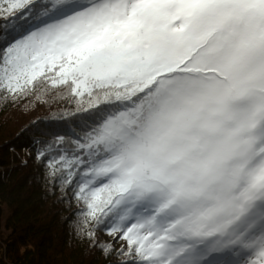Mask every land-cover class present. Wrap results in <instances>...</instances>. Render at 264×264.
<instances>
[{"label": "snow or ice", "instance_id": "1", "mask_svg": "<svg viewBox=\"0 0 264 264\" xmlns=\"http://www.w3.org/2000/svg\"><path fill=\"white\" fill-rule=\"evenodd\" d=\"M39 80L76 108L22 162L71 193L89 247L264 264V0H0V102Z\"/></svg>", "mask_w": 264, "mask_h": 264}, {"label": "trees", "instance_id": "2", "mask_svg": "<svg viewBox=\"0 0 264 264\" xmlns=\"http://www.w3.org/2000/svg\"><path fill=\"white\" fill-rule=\"evenodd\" d=\"M75 108L76 100L66 87L52 88L43 80L26 98L0 102V168H6L4 174L0 171V219L5 206L10 211L5 221L10 232L6 247L14 264H114V257L106 258L76 235L73 213L78 205L68 198L71 193L62 199L64 193L43 179L42 170L32 159L8 169L14 156L10 149L16 147L19 155L23 147L28 148L30 130ZM98 235L105 241L111 239L103 232Z\"/></svg>", "mask_w": 264, "mask_h": 264}, {"label": "rangeland", "instance_id": "3", "mask_svg": "<svg viewBox=\"0 0 264 264\" xmlns=\"http://www.w3.org/2000/svg\"><path fill=\"white\" fill-rule=\"evenodd\" d=\"M17 157H18V162L15 163L14 161ZM25 159H28L26 156V153L20 152V154L18 155V152H16L14 156L11 158V162L14 165L24 164L22 161H24ZM9 216H10V211L5 206H3V215L0 219V262L1 264H14L10 262L8 259V252H7V247H6V241L8 240V236L10 232L5 229V221L7 220Z\"/></svg>", "mask_w": 264, "mask_h": 264}, {"label": "built area", "instance_id": "4", "mask_svg": "<svg viewBox=\"0 0 264 264\" xmlns=\"http://www.w3.org/2000/svg\"><path fill=\"white\" fill-rule=\"evenodd\" d=\"M26 150H27V148L26 147H23V149L21 150V152H23V153H26ZM10 151L12 152V154H15L16 153V147H12L11 149H10ZM13 166H15L14 164H11L9 167H8V169H12V167ZM0 171L2 172V174H4L5 173V171H6V168H0Z\"/></svg>", "mask_w": 264, "mask_h": 264}, {"label": "water", "instance_id": "5", "mask_svg": "<svg viewBox=\"0 0 264 264\" xmlns=\"http://www.w3.org/2000/svg\"><path fill=\"white\" fill-rule=\"evenodd\" d=\"M0 264H1V262H0Z\"/></svg>", "mask_w": 264, "mask_h": 264}]
</instances>
